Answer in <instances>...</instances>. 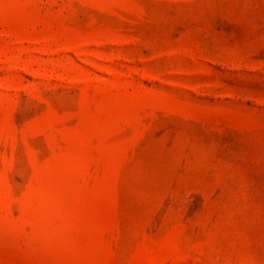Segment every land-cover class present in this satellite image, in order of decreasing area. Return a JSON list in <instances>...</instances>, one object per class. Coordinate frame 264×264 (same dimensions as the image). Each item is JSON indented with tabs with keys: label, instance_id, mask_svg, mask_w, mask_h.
<instances>
[{
	"label": "rangeland",
	"instance_id": "1",
	"mask_svg": "<svg viewBox=\"0 0 264 264\" xmlns=\"http://www.w3.org/2000/svg\"><path fill=\"white\" fill-rule=\"evenodd\" d=\"M0 264H264V0H0Z\"/></svg>",
	"mask_w": 264,
	"mask_h": 264
}]
</instances>
